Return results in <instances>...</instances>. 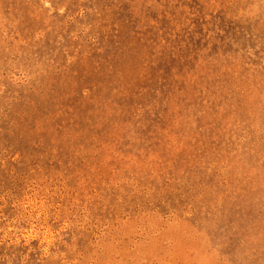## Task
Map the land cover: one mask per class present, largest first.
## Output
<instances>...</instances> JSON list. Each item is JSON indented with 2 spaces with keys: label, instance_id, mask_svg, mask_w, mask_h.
Returning a JSON list of instances; mask_svg holds the SVG:
<instances>
[{
  "label": "rangeland",
  "instance_id": "374dc122",
  "mask_svg": "<svg viewBox=\"0 0 264 264\" xmlns=\"http://www.w3.org/2000/svg\"><path fill=\"white\" fill-rule=\"evenodd\" d=\"M0 264H264V0H0Z\"/></svg>",
  "mask_w": 264,
  "mask_h": 264
}]
</instances>
